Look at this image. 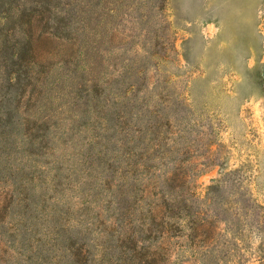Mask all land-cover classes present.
Masks as SVG:
<instances>
[{
  "label": "rangeland",
  "instance_id": "rangeland-1",
  "mask_svg": "<svg viewBox=\"0 0 264 264\" xmlns=\"http://www.w3.org/2000/svg\"><path fill=\"white\" fill-rule=\"evenodd\" d=\"M0 264H264V0H0Z\"/></svg>",
  "mask_w": 264,
  "mask_h": 264
}]
</instances>
